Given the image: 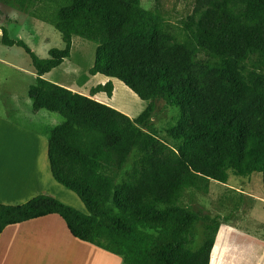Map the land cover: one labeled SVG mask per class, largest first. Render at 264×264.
Instances as JSON below:
<instances>
[{"label": "trees", "instance_id": "obj_1", "mask_svg": "<svg viewBox=\"0 0 264 264\" xmlns=\"http://www.w3.org/2000/svg\"><path fill=\"white\" fill-rule=\"evenodd\" d=\"M31 0H15L24 8ZM157 4L141 0H57L50 19L63 46L40 57L0 25L1 42L21 47L36 77L28 87L34 111L57 112L47 156L53 178L75 192L82 211L41 193L20 204L0 203V233L8 224L50 213L70 232L122 257V264H209L213 241L188 248L196 220L225 215L183 204L197 182L227 183L256 173L264 189V0H195L183 40ZM97 45L90 74L121 80L139 98L176 108L166 136L147 128L152 103L137 117L93 97L112 95L113 82L85 94L43 75L69 57L72 36Z\"/></svg>", "mask_w": 264, "mask_h": 264}, {"label": "rangeland", "instance_id": "obj_2", "mask_svg": "<svg viewBox=\"0 0 264 264\" xmlns=\"http://www.w3.org/2000/svg\"><path fill=\"white\" fill-rule=\"evenodd\" d=\"M156 4L157 0H141V5L145 8H153ZM158 4L166 13L165 22L177 35V39L183 40L184 23L194 13L195 0H158ZM56 6L57 0H31L24 8L15 0H0V25L9 29L12 38L24 40L38 56L47 57L51 47L63 46L59 31L50 21ZM72 41L70 56L47 72L45 78L90 94L92 87L108 81V77L103 74L89 73L97 44L77 34L72 36ZM0 57L25 70L33 71L30 58L21 47L2 44L1 32ZM109 79L113 82L112 95L108 97L105 91H100L93 97L109 103L132 118L140 115L151 100L139 98L118 78ZM151 103L147 128L172 144L166 136V128L173 122L176 108L168 106L161 98L154 99ZM30 109L18 110V114L9 111V114L20 123L35 127H39L36 118L44 113L50 115V128L63 119L57 112L47 110H39L38 116L32 118ZM210 183L213 187L211 195L202 191L196 195V191L191 190L183 199V204H193L191 208L197 212L224 215L237 202L239 193L243 192L244 205L241 210L234 213L231 221H220L218 226L211 228L209 235L220 245L224 255L241 253L245 264H264V189L261 177L256 173L247 176L231 174L228 184L216 180H211ZM233 189L238 190V193L235 194ZM82 210L86 211L85 206ZM201 236L203 235L192 232L191 242Z\"/></svg>", "mask_w": 264, "mask_h": 264}, {"label": "crops", "instance_id": "obj_3", "mask_svg": "<svg viewBox=\"0 0 264 264\" xmlns=\"http://www.w3.org/2000/svg\"><path fill=\"white\" fill-rule=\"evenodd\" d=\"M5 67H8V69L5 70ZM46 74L43 77H46ZM35 77L34 69L33 71L25 70L17 64H12L5 58L0 57V137L21 135L33 138L43 144V154L38 164L39 169L41 168L43 171L42 175L47 179L42 180L39 172L34 179L26 181L22 175L19 177L14 171H6L4 176H0V203L20 204L37 194L47 193L82 210L84 203L80 197L57 182L51 174L47 144L50 131L56 124L50 128L48 126L50 115L44 113L38 116L39 113L37 112L39 110L34 111L32 109V101L28 97L27 91ZM106 79L109 80V77ZM50 81L57 83L54 79ZM58 83L67 86L62 82ZM27 108H31L32 118L38 116L36 120L39 127L20 123L14 116L9 114V111L18 114V110ZM61 190L66 193L62 195ZM233 190L235 194L238 193V190ZM233 217L229 220L209 221L201 219L194 221L189 229L188 248L198 250L207 240H212L215 244V241L209 235L210 229L218 226L220 221H231ZM198 223L200 225L196 227L197 234H202L203 237L196 238L191 242L193 227ZM211 255H213V248L210 258ZM210 263L211 261H209ZM0 264H122V257L75 237L60 215L50 213L22 222L8 224L4 227L0 233Z\"/></svg>", "mask_w": 264, "mask_h": 264}, {"label": "bare ground", "instance_id": "obj_4", "mask_svg": "<svg viewBox=\"0 0 264 264\" xmlns=\"http://www.w3.org/2000/svg\"><path fill=\"white\" fill-rule=\"evenodd\" d=\"M42 154L43 144L33 138L21 135L16 137H0V176H4L6 171H14L19 177L22 175L24 180L29 181L34 179L40 172L42 180H47L42 175L43 171L41 168L39 169L38 164ZM210 181L207 184L197 182V186L194 189L196 195L200 194V191L205 192L206 195H211L213 187ZM60 193L63 195L66 192L61 190ZM198 225L200 224H195L193 227V232H196V234V227ZM213 246V255L210 258V264H245L241 253L224 255L218 243L215 242Z\"/></svg>", "mask_w": 264, "mask_h": 264}]
</instances>
